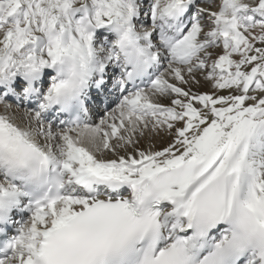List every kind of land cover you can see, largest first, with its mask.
<instances>
[{
  "label": "snow or ice",
  "instance_id": "snow-or-ice-1",
  "mask_svg": "<svg viewBox=\"0 0 264 264\" xmlns=\"http://www.w3.org/2000/svg\"><path fill=\"white\" fill-rule=\"evenodd\" d=\"M0 264H264V0H0Z\"/></svg>",
  "mask_w": 264,
  "mask_h": 264
}]
</instances>
